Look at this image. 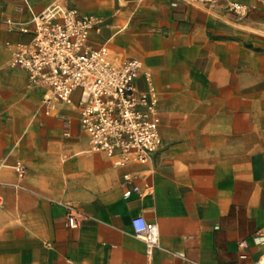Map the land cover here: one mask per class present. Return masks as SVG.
<instances>
[{
	"label": "crops",
	"instance_id": "obj_1",
	"mask_svg": "<svg viewBox=\"0 0 264 264\" xmlns=\"http://www.w3.org/2000/svg\"><path fill=\"white\" fill-rule=\"evenodd\" d=\"M29 1L0 0V264L264 259V4L242 0L250 14L240 19L178 0H68L102 20L91 44H106L117 65L140 61L138 89L148 74L160 96L161 148L118 169L91 151L75 111L45 115L47 89L11 67L7 44L31 37L5 20L30 21L53 2ZM126 175L146 195L126 197ZM67 207L82 216L76 229ZM141 216L159 226L151 257L131 226Z\"/></svg>",
	"mask_w": 264,
	"mask_h": 264
},
{
	"label": "built area",
	"instance_id": "obj_2",
	"mask_svg": "<svg viewBox=\"0 0 264 264\" xmlns=\"http://www.w3.org/2000/svg\"><path fill=\"white\" fill-rule=\"evenodd\" d=\"M52 1L30 21L5 20L10 32L31 37L28 42L7 44L12 51L11 67L27 71L29 87L47 89L41 106L45 115L52 116L59 107L79 115L81 130L92 152L105 155L118 169L148 163L162 146L161 114L160 96L150 76L145 75V90H139L136 85L143 64L138 60L115 64L106 44L95 47L90 41L93 33H101L102 20L82 16L77 8L68 6V0ZM178 1L221 8L240 19L250 14L242 0ZM254 1L264 4V0ZM14 169L23 181L27 175L25 165L18 162ZM124 178L126 197L146 195L149 188L140 192L138 186L128 185L131 181L128 175ZM3 205L0 197V207ZM67 213L68 227L76 229L82 216L72 207H67ZM131 226L151 257L160 245L159 226L144 216L132 219ZM246 246V242L240 245ZM256 264H264V259Z\"/></svg>",
	"mask_w": 264,
	"mask_h": 264
}]
</instances>
